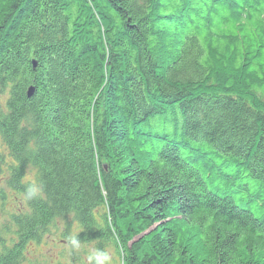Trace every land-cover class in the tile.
I'll list each match as a JSON object with an SVG mask.
<instances>
[{"label": "trees", "instance_id": "obj_1", "mask_svg": "<svg viewBox=\"0 0 264 264\" xmlns=\"http://www.w3.org/2000/svg\"><path fill=\"white\" fill-rule=\"evenodd\" d=\"M261 9L0 0V135L26 208L10 217L5 232L18 242L0 264H16L27 240L68 214L78 243L112 246L122 264H264ZM186 165L204 201L190 193ZM28 166L38 198L20 182Z\"/></svg>", "mask_w": 264, "mask_h": 264}, {"label": "rangeland", "instance_id": "obj_2", "mask_svg": "<svg viewBox=\"0 0 264 264\" xmlns=\"http://www.w3.org/2000/svg\"><path fill=\"white\" fill-rule=\"evenodd\" d=\"M251 3H254L255 6L259 7L264 4L262 0H251ZM245 8L246 9L243 11V15L241 17V21L243 22L247 20L245 13L249 10V8ZM256 13L259 21H264V11L261 9V11ZM246 28L247 26H244V29ZM253 33L254 36L257 35L256 31H253ZM234 36L235 39L232 37L233 40H243V37L240 36V31H238V29L235 30ZM32 67L34 68L35 64L32 63ZM30 89L33 90V87H28L27 96ZM7 98L8 88H0V115L2 112L6 111ZM12 160L13 159L10 157V154L0 135V256L11 250L18 242V237H10V234L5 232V228L9 225L8 222L10 221L11 215L26 209L24 207L25 205H22L23 199L21 194L19 191L17 192L16 189L9 183L10 174L8 165H11L13 162ZM102 165L105 166L104 163H102ZM188 169L189 167L186 169L184 166L182 168L183 173H185ZM195 175L198 176L197 174ZM37 177V169L32 166H28L25 168V173L23 174L20 182L23 184L32 183L39 185ZM194 182L195 183L193 185L195 186V189L198 188L197 194L205 198L203 190H200V188L197 187V181L195 180ZM80 230L81 228L75 221L72 214L56 217L53 222L41 233V236L38 237L37 240H27L23 244L16 264H96L95 261L89 260V256L94 252H97L93 243H78L79 247L71 243V241L75 239L73 236ZM103 248V253H107L110 258L107 264H122V259L118 256L112 246L108 245Z\"/></svg>", "mask_w": 264, "mask_h": 264}, {"label": "clouds", "instance_id": "obj_3", "mask_svg": "<svg viewBox=\"0 0 264 264\" xmlns=\"http://www.w3.org/2000/svg\"><path fill=\"white\" fill-rule=\"evenodd\" d=\"M41 194L42 189L38 184H33L26 189V197L28 199L38 198L41 196ZM71 243L79 247L77 240L73 239ZM109 259V255L107 253L94 252L92 255L89 256V260L95 261L96 264H107Z\"/></svg>", "mask_w": 264, "mask_h": 264}, {"label": "bare ground", "instance_id": "obj_4", "mask_svg": "<svg viewBox=\"0 0 264 264\" xmlns=\"http://www.w3.org/2000/svg\"><path fill=\"white\" fill-rule=\"evenodd\" d=\"M236 27H237V25H236ZM171 107V106H170ZM189 166H185V168L187 169ZM197 173V169L196 168H194V167H190L185 173H184V177L186 178V177H188V178H190V182H191V184L193 185L195 182V180L197 181L196 183H197V187H198V182L200 181V178H198V176H196L195 174ZM254 181L253 180H251V183H253ZM263 183H264V181H262ZM231 186H234L235 185V182H234V180L233 179H231V182L229 183ZM222 185V184H221ZM223 187H225V185H222ZM237 191H235V195H233L234 196V198H238V197H240V195H243V192H244V190L243 189H240L239 188V186L237 187ZM241 190V191H240ZM197 191H198V188H196L195 189V186L193 185V187H192V191H190V193L193 195V197L195 198V199H197L198 201H201V200H204V198L201 196V195H199V194H197Z\"/></svg>", "mask_w": 264, "mask_h": 264}, {"label": "water", "instance_id": "obj_5", "mask_svg": "<svg viewBox=\"0 0 264 264\" xmlns=\"http://www.w3.org/2000/svg\"><path fill=\"white\" fill-rule=\"evenodd\" d=\"M32 63L35 64L34 62H32ZM32 92H33L32 89H30V90L28 91V97L31 96Z\"/></svg>", "mask_w": 264, "mask_h": 264}]
</instances>
